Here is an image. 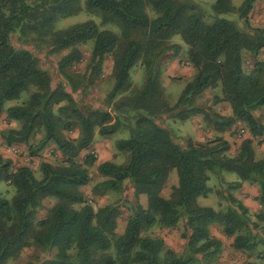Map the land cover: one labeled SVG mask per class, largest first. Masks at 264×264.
<instances>
[{"label":"trees","instance_id":"16d2710c","mask_svg":"<svg viewBox=\"0 0 264 264\" xmlns=\"http://www.w3.org/2000/svg\"><path fill=\"white\" fill-rule=\"evenodd\" d=\"M256 1L243 0L237 9L238 18L244 20L241 28L224 18L233 12L231 0H215L210 22L189 0H0V113L7 103L19 101L33 89L26 102L5 110L6 117L20 128L3 132L4 141L8 147L27 144L42 133L41 140L29 146L30 156L53 144L64 158L61 168L40 164L41 178L37 179L29 167L12 170L10 162L0 157V182L16 193L11 202L0 197V264L32 246L56 251L52 259L40 264H196L222 249L221 241L209 233L213 224L232 239L235 251L255 256V261L244 264L264 262V226L251 221L248 209L233 195L225 197L224 212L196 206V200L210 192V175L229 172L238 180L225 183L226 189L236 191L243 183H255V200L264 208V157L256 160L253 152V139L264 135V124L253 114L264 107V59H258L264 49V28L250 29L247 22ZM83 7L100 19V26H114L119 34L100 29L92 20L56 28L61 19L78 15ZM147 7L155 18L148 17ZM174 36L188 47L187 59L195 70L175 108L202 112L193 108L195 98L207 89L219 88L231 114H212L215 129L224 132L240 123L250 134L234 158L226 155L230 145L222 138L205 144L189 140L180 147L156 121L173 110L167 107L155 64L168 50L177 54V46L168 44ZM30 42L45 45L50 53L67 51L57 70L72 92L76 85L67 70L81 59L78 45L92 42L85 83L101 75L104 58L112 53L114 84L107 103L113 115L94 109L84 114L63 85L53 88L39 59L25 48ZM244 54L253 60L248 72L243 68ZM138 62L147 70L144 87L137 95L113 102L131 89L130 72ZM123 114L131 115L134 124L128 126V138L116 141L115 147L129 154L128 164L100 163L97 171L104 180L92 188L95 196H104L122 189L125 181L131 183L133 211L123 233L117 235V205L94 211L81 192L89 184L87 168L94 164V156H85L82 163L77 158L91 146L95 128L100 136H111ZM72 118L80 131L77 140L62 134L73 128ZM172 170L177 186L169 198H163L161 191ZM140 195L146 197L145 208L139 203ZM42 198L56 203L45 218L37 220ZM257 219L264 221V216L257 215ZM180 222L186 241L181 255L165 249L161 239L141 236L157 224L169 229Z\"/></svg>","mask_w":264,"mask_h":264},{"label":"rangeland","instance_id":"374dc122","mask_svg":"<svg viewBox=\"0 0 264 264\" xmlns=\"http://www.w3.org/2000/svg\"><path fill=\"white\" fill-rule=\"evenodd\" d=\"M189 1L193 3L200 12L204 13L208 22L211 21V6L215 0ZM242 2L243 0H231L233 12L224 16V18L237 23L241 28H243L244 20L238 18L237 9ZM146 12L150 19L156 17V14L150 7H147ZM88 20L94 21L100 29H108L119 34L118 29L114 26H100V19L86 11L84 7L78 15L61 19L57 23L56 28L64 29ZM247 22L250 29L264 28V1L258 0L253 4L248 14ZM168 44L177 46V54L174 55L172 52L173 50L166 51L157 59L155 66L159 72V83L167 107L173 110L170 113L160 116L156 120L157 123L171 132L174 143L180 147H184L185 143L189 140L196 144H205L212 142L216 138H222L230 145V150L226 155L234 158L240 150L241 142L250 138L247 127L244 124L237 123L224 132L215 129L211 118L212 114L220 116H229L231 114L229 105L223 100L219 88L207 89L200 96L195 98L193 108L201 110L202 112L185 111L182 107L175 108L185 86L193 79L195 70L187 59L188 47L182 42L179 36L172 37L168 41ZM25 48L39 59L41 68L50 76L51 86L55 88L59 84L63 85L66 92L72 94L74 101L77 103L82 113L85 114L88 110L94 109L110 112L113 115L112 107L107 103V96L111 92L114 84L112 75V53H108L105 56L101 75L85 83L83 78L90 63L92 42L78 45L77 49L81 59L67 70L76 85V91L72 92L73 88L62 79L57 70L60 59L67 51L50 53L45 45H35L33 42L27 44ZM258 59H264V49L261 51ZM243 62L244 71L248 72L253 66V60L249 55L244 54ZM146 79L147 70L142 62H138L130 72L131 89L127 93H120L117 95L113 102L119 101L124 96L132 97L140 93L145 85ZM32 92L33 89H30L22 94L19 101L7 103L0 113V157L10 162L12 170L22 166L29 167L34 172L35 177L39 179L41 178V173L39 171L40 164L48 163L54 168H61L64 165V158L55 145L48 144L43 150L38 152L36 156H30L28 151L29 146L37 144L42 138V133H37L27 144H14L10 147L6 145L2 135L3 132L8 130H18L20 128L18 122L11 121L6 117L5 110L10 106L20 105L26 102ZM253 114L260 123L264 124V107L256 110ZM119 119L120 127L111 136H100L98 128H95L94 139L91 146L88 150L83 151L77 158V161L82 163L85 156H94V164L87 168L90 177L89 184L83 187L81 192L87 204H89L94 211L106 205H117L119 210L115 231L117 235L123 233L126 222L133 211L134 198L131 183L125 181L122 189L115 192H108L104 196H95L92 192V188L94 185L104 180L97 171V167L100 163L111 162L120 167H125L128 164L129 154L119 152L115 147V143L120 139L128 138V126L134 124V119L129 114L120 115ZM70 120L73 123V128L70 131H62V134L67 139L77 140L80 136L77 121L73 118ZM60 128H62V125ZM253 152L256 160H260L264 157V135L253 139ZM237 180V176L229 172H222L219 176L210 175V179L207 183L210 192L206 198H198L196 200V206L210 207L216 212H224L228 207L225 197L231 194L248 209L251 221L258 222L260 226H264V221H259L257 219V215L264 216V208H261L255 200L258 195V186L255 183L246 182L236 191H229L226 189L225 183ZM177 181L176 171L172 170L161 191V196L163 198L170 197L173 188L177 186ZM15 195V190L10 185L0 182L1 198L11 202ZM138 200L140 205L145 208V195H140ZM55 203V199L42 198L36 216L37 220L45 218L48 210ZM74 208L78 209L80 206L75 205ZM209 233L212 237L221 241L222 249L216 255L202 258L196 264H244L247 261H255L254 255L249 256L244 252L235 251L231 246L232 239L226 238L218 225H210ZM184 234L182 222L176 227L169 229L163 228L157 224L153 228L141 232L142 237L161 239L165 249L171 250L177 255H181L184 251L186 244ZM55 253V250L46 251L32 246L25 249L17 258L9 260L6 264H40L52 259ZM70 254L73 256L74 252ZM261 264H264V262Z\"/></svg>","mask_w":264,"mask_h":264}]
</instances>
